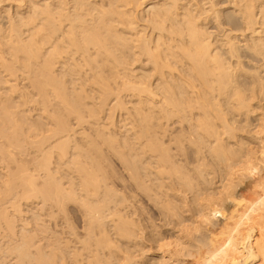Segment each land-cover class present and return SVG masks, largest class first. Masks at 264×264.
<instances>
[{
  "label": "bare ground",
  "instance_id": "bare-ground-1",
  "mask_svg": "<svg viewBox=\"0 0 264 264\" xmlns=\"http://www.w3.org/2000/svg\"><path fill=\"white\" fill-rule=\"evenodd\" d=\"M1 4H5L6 8L0 9V73L8 77L0 80V90L4 86H12L16 93L18 84L13 82L12 76L19 70L30 73L28 78L44 109V122H41L56 121L51 137L56 136V146L61 151L53 149L50 156L38 162V166L47 170L40 167L49 177L48 181L38 182L35 174L29 173L18 150L25 147L20 139L23 130L19 126L27 124L30 133L26 137L39 129H33V124L25 121L26 115L18 116L14 108L18 109L20 104L6 100L8 96L0 92V156L13 168L10 176L3 180L5 189L0 198V229L4 227L8 235L15 236L13 233L17 224L13 214L22 210L18 201L19 204L13 202L14 195H17L15 192L19 190L17 187L23 186V190L20 187L22 196L24 194L22 198L41 195L58 201L54 202L57 206L60 205L59 201L64 202L68 198L79 202L74 191L63 189L62 183L54 178L49 160L56 152L62 158L70 154V161L81 175L86 195L95 198L102 195L100 205L96 204L94 197L91 201L93 204L89 202L90 196V200L86 198L89 201L82 199V206L91 216H88L91 218L86 227L89 231L82 241V247L89 249L93 242L96 244L95 252L87 256L84 264H120L121 261H125L121 264H186L184 260L188 257L191 260L203 258V262L199 260L201 264H263L264 176L258 172L263 177L256 184L262 188L258 197L248 194L254 200L244 207L246 209L239 204L240 208L236 211L239 210V213L231 215L229 212L231 217L216 214L222 219L220 223L214 221L215 226L219 224L218 228L221 229L217 236L223 234L221 239L224 236L222 241L212 233H216L217 227L216 231L209 230L210 233L204 227L205 233L201 236L186 237L180 232L176 240L178 244L172 251L167 248L168 242L163 241L164 236L154 232L151 236L162 252L154 253L145 260L134 259L137 251L145 252V247L139 240L140 230L135 219L123 213V207H120L125 206L127 197H109L107 191L101 192L108 179L103 159L99 158L101 150L94 143L91 149H84L79 142L73 143L76 131L70 116L75 115L81 121L89 115L98 124L100 114L106 112L114 123V110L128 108L126 103L133 102V111L130 112L137 122L131 123L129 134L119 136L110 126L98 127V133L104 135L115 148L125 146L142 156L156 158L157 164L149 162L142 172L138 171L139 162L130 160V165L137 179L152 174L162 179L158 192L165 197L150 198L161 205L169 221L183 225L194 215H202L207 220L208 210L212 207L215 209L217 205L212 203L216 192H210V196L207 194L208 197L203 198L194 191L191 199L194 203L188 206L192 215L184 214L187 211L184 208L186 198L178 197L177 185L183 187L184 191L192 192L196 190V185L193 176L186 173L187 170L183 171L170 145L176 141L180 149H184L186 141L193 142L199 153L196 158L209 161V154L216 157L226 170L224 193L227 194H224L223 203L230 205L234 201L232 198L235 197L232 196L238 193L235 181L238 176L236 174L234 178L232 169L246 161L248 168L254 163L250 169H255L254 159L245 161L246 156L243 157L242 148H245L247 139L243 141L231 137L236 134V127L233 126L235 118L253 109L252 98L264 95V0H0ZM116 90L118 92L114 95ZM122 90H126V93L120 94ZM124 97H128L129 101ZM95 99V106L90 107ZM113 99H116L115 104L110 105ZM259 120L258 132L261 133L264 131V117ZM44 141L38 143L41 149L46 148L41 145ZM239 142H242L241 145ZM259 146L263 153V136ZM125 159L129 160L128 157ZM206 161L201 163L211 164ZM205 167L206 171L208 168ZM259 170L264 173L261 166ZM198 171L207 182L210 180L207 171L202 172V167L199 166ZM149 178L152 179V176ZM165 178H171L169 185L163 181ZM151 184L145 186L150 193L155 191ZM167 186L173 192L168 191ZM63 190L68 192L67 195ZM107 190L111 188L107 187ZM230 194L232 196L228 197ZM12 197L11 215L4 201ZM107 201L113 202V210ZM3 202L5 207L2 206ZM105 205L109 209L104 208ZM105 209L112 210L113 218L111 215L109 217L113 219L112 226L119 244L106 226ZM31 235L21 236L22 240L20 237V240H5L7 246L0 242V257L15 253L22 264H77L83 259L80 251H73V259L69 260L67 254H71V251L66 255L58 253L59 245L56 242L54 246L57 249L51 250L52 255L42 252L41 248L38 250L40 246L35 255L31 249ZM173 252L176 256H173ZM173 257L177 263L170 262ZM188 261V264L193 263Z\"/></svg>",
  "mask_w": 264,
  "mask_h": 264
},
{
  "label": "rangeland",
  "instance_id": "rangeland-1",
  "mask_svg": "<svg viewBox=\"0 0 264 264\" xmlns=\"http://www.w3.org/2000/svg\"><path fill=\"white\" fill-rule=\"evenodd\" d=\"M2 8H6L5 4L0 5V9H2ZM246 70H249V69L247 68ZM4 75H5L4 73H0V76H3L2 78L0 77V80L8 77V75L7 76H4ZM28 76H30V73L27 74V73L23 72V70L17 71L16 74H14L12 76L13 82L18 84V89H17L16 93L13 92L12 86H9V87L4 86L5 83H3L4 87L0 90V92H3L6 96H8V98L6 100L12 101L13 103H16V104H20L18 109L14 108L15 110L18 111V116H22V115L25 116L26 115L27 118L25 117V121L27 123L33 124L32 125L33 129H35V128L39 129L36 131L37 134L35 132H33L34 134L31 136L32 137L34 136V137L32 138L30 135L26 137V134L28 135V133H30V130L27 127V124H25L24 126H21V125L19 126L21 128L23 127V129L19 128L20 130H23V133L20 132L21 135L20 134L19 135H20L21 141L23 143H25V144H23V143L22 144L25 145L26 148L22 147V149H24V150L21 149L22 151L21 150H18V151L21 153V157H22L23 162L25 163L26 167H28L30 169V170L28 169L29 173L33 174V175L35 174L34 176H36V178L39 180L38 182L41 183L44 181H48L47 178H49V177L46 174L47 170L44 169L42 166H38V164H39L38 162L43 160L46 156H50V153L53 149H57L60 151H61V149L58 148V146H56L58 144V140L55 139L56 136H54V138L51 137V135H52L51 132L56 127V121H45V123H42V122H44L42 119L43 118L42 115L44 112L43 105L38 101V97H37L35 87L33 86L32 81L30 78H28ZM117 92L118 91L116 90L114 95H116ZM92 93L94 95V91ZM125 93H126V90L120 91V94H125ZM52 99L54 100L53 96H52ZM124 99H126L127 102L129 101L128 97H124ZM24 101H26V102H24ZM96 101H97V99H95L94 102H92L90 104V107H94L95 106L94 103ZM115 101H116V99H113L111 101L110 105H114ZM251 101H252L251 109L253 108L252 109L253 111L250 110V111H252V112H250L248 110L250 113L248 112V113L244 114L243 116L235 118V122H233V126H234V128L236 127V129H235L236 134L232 137L230 136L231 139L234 138L235 140L237 139V140L245 141L247 139L246 143H244L246 149L242 148V151H243L242 153H244L243 157L246 156V158H244V160L246 161L250 158L252 160L254 159L253 162H255V169L254 170L250 169L251 167L253 168L254 163L250 164L252 166L248 168V166H246L247 164H245L247 161L242 162L243 164L240 163L241 165H238V166L235 165L234 167L237 170H235L234 168L232 169V170H234L233 172H235L234 173L235 175L233 174L234 178H236L238 176L235 179V181L237 183V190L236 191L238 193L235 194L236 196H234V195L232 196V194H230V195H228V197H231V196L235 197L232 199H234V201H236L234 203L236 206L234 204L232 205V203L234 201H232V203L230 205L229 204L226 205L225 203H223L224 202L223 198L226 197L225 195L227 194V193H224L225 192L224 191V189H225L224 185L227 181L225 178V176H226L225 171L226 170H225V167H223V165L221 163L217 162L218 159L216 157L214 158V156H211V154H209L207 152L209 155L207 153L206 154L210 158H208L209 161H206V160L205 161L208 163L210 162L211 164L203 165V163L205 161L202 160L201 157L196 158V156L198 157L197 154H199V153H198V148L195 146V143L186 141L184 143V147H185L184 149H180V146L178 144H176V141L171 143L170 148H171L172 152L174 153L175 157L177 158L178 163L180 162L181 166L184 168L183 171L186 172V170H187L186 173L189 172L190 176L191 177L193 176L192 178L195 182V185L197 186V187L195 186V189L198 190V191L193 190V192L191 190H185L184 191V190H182V189H184L183 187L181 188L180 185H177V187L179 186L177 191H176L178 194V197H182L183 200L185 198L187 199V200L185 199L186 202H185V207H184V208H186L185 210H187V211L184 214L187 216H190V217L192 215V212H190L188 210L191 207L189 208L188 206L190 204H192V202L194 203V201H191V199H193V197H194L193 196L194 191H195V193L199 192L198 193L199 197H203V198L205 196L208 197L210 192H212V193L216 192L217 193V195H216V193H215V195H213L216 197H215V200L212 202L214 205L215 204H217V205H216L215 209L212 207L211 209L208 210L209 218L207 220L202 215L198 216V215L193 214L194 216L191 217L193 219L192 220H186V222L183 223V225L177 224L174 221H169L168 218L165 216L164 212L162 211V208L160 207L161 205L157 204L156 202L153 201L152 198H150V197H165V195L163 193L158 192V191H160V189H159L160 187H158V186H159V183H161L162 179L156 177L155 174L151 175L152 179L149 178V177H151L150 175L144 176L141 179H137L135 177V171L132 169V167L130 165V160L139 162L141 165L138 168V171L142 172V171H144L143 169H145L146 166H149L148 165L149 162L154 164L156 158H150V157L142 156V154L141 153L138 154L136 152V150H131V149H129V147H125V146H123V147L116 146V148H115L113 145H111L106 140L107 138L104 135L98 133V127L110 126V129L113 132L116 131L119 133V136L124 134V133L129 134L131 132V130H130L131 123L133 121L137 122L135 120L134 116L131 114V112L133 111V108H132V106L134 105L133 102L129 101L128 103H126V106L128 108H125V107L124 108H116L114 110V123L112 122L111 119L108 118L106 112H102L100 114V120H99L100 124L99 123L95 124L94 117H91L89 115L86 116L84 118V120H81V121H79L75 115L70 116L72 127H74V130L76 131L75 134H73V139H72L73 143L79 142L80 144H82L84 146V149H91L90 147L92 146V143H94V144H97L98 149L101 150V155L99 154V158L103 159V164L105 166L104 169L106 170V175H108L107 176L108 179L106 178L108 183L106 182L107 183V185H106V183L104 182L105 184L102 188L103 190L101 189V192L103 191V193H105L104 191H107L109 193V195H108L109 197H125V199L127 197V200L125 201V206L121 205L120 207L121 208L123 207L122 208L123 213H126L127 216L135 219V221L137 223V227L140 230L139 235L141 238L139 237V240L143 244V246L145 247V252L143 253L142 251H137L134 259L145 260L146 258H150L151 256H153L154 253L162 252V250L160 248H158L157 243L153 240V238L151 236L152 233L160 232L164 236L163 241L168 242V244H169L167 248L174 251L175 247L178 244L176 241L177 235H179L180 232H181V234L183 233L182 235H184L186 237H194V236L203 235V233H205L204 227H206L208 229L209 233H210V231L211 232L216 231L219 224L218 225L216 224L217 226H215L214 221L217 223L220 220L222 221V219L220 218L222 216L227 215V216L231 217V215L233 213L234 214L239 213V210H238V212H236V211L241 206L243 209H246L244 207H247L249 205V203L254 200L255 196L258 197V194H260L262 192L261 191L262 188H260L256 184H258V182L262 181L263 180L262 176H264V173H262V170H259L260 166H261V169H264V160H263L264 159V152L263 153L261 152V147L259 146V141L261 140V137L262 136L264 137V131L261 133L258 132L260 130L258 128V126L260 124L259 119L261 117H264V95L259 96V98H257V97L252 98ZM97 106H99V105H97ZM259 107H260V109H259ZM126 111L129 113L126 114ZM248 114L250 116H247ZM41 120H42V122H41ZM44 120H46V119H44ZM248 122H249V124H247ZM243 127H246V129ZM19 135H18V137H19ZM226 135H227L226 137H228V134H226ZM248 136H250V137H248ZM27 138H28V140H27ZM57 138H59V137H57ZM24 139H26V141ZM46 140H48V141H46ZM88 140H90L92 142H90V141L88 142ZM28 141L31 144L27 143ZM40 141H41V143H42V141H44L43 144H41V145H43L46 148L42 147L44 149H41V147L38 145V143H40ZM241 143L242 142H239L240 145H241ZM32 144H33V146H32ZM37 147H39L38 151H36ZM254 147H255V151H254ZM247 148L249 149V151H247L248 150ZM244 150H246L247 152ZM120 151L126 152V154H122V153H120ZM250 151L253 154V156L251 155ZM96 153H97V150H96ZM96 153H95V155H96ZM99 153H100V151H99ZM53 154H55V155H53L51 157V159L49 160V161H51L50 162L51 165H50V163H49V165L53 167L54 171L53 170L52 171L55 174V177H54V175H53V177L55 179L57 178L58 181H60L62 183V184L61 183L60 184L62 185L61 187L63 189H65V190L69 189L68 192L71 189L72 191H70V192H72V193L74 191L76 193L78 201L81 204H79V202L76 201L77 199L76 200L71 199L72 201H70V199L68 198L67 200H65L66 202L65 201L64 202L59 201L60 205L57 206L58 204L55 205V203H57L58 201L55 202V200L47 199L41 195H38L37 197L32 196L34 198L30 197V199L25 198L26 196L24 198H22L24 196V194L22 196V192H23L22 187L23 186H20L22 190L20 189V187H17V189H19V190H16L17 192H15V194L17 193V195H14L15 199H13L14 197H12L10 200L7 199L4 201L7 204L6 206H8V208H10V210L9 209L8 210H9L11 215L13 214V213H11V212H13L12 211L13 207L12 206L10 207V205L12 204L11 201L14 200L13 202H16V203L19 202L20 208L22 209L19 212H17V214L16 213L13 214V216H14L13 218H15L14 220H15V223L17 224V226L15 227V232L13 233V235L15 234V236H11L12 234L8 235L9 234L8 230H5V228L2 227L0 229V231L2 233H3V231H5V233L4 234L0 233V236H3V237H0V242L2 245H5V243H6L5 246H7L8 245L7 243L9 242L8 240L15 241V238L17 240L19 237L22 240L23 239L22 237H24V235H26V234L31 235L32 234L31 239H33V240L31 242L32 243L31 249L34 251L35 255L37 254V251L41 250V249H42L41 250L42 252H48L47 254H50V253H52V251L54 249L58 248V253H60V254H65L66 252L71 251V254H67L68 259L71 260V259H73L72 258L73 257L72 252L73 251H76V252L80 251L81 258H83V259L80 260L77 264H84L86 259H87V256L90 254H93L96 250V244L93 242V240H92L93 243L90 245L89 249H84L82 247V245H84V242H82V241L84 239H86L87 231H89L88 228L86 229V227H88L89 221L91 219V218L89 219V217H88V216H90V213L87 212L88 210L82 206V199L87 200L89 198V200H90V197H92V196L85 194L86 191L84 190L82 183H81V181H82L81 175L79 174V172L74 167V164H72V162L70 161V158H69L70 154H68L65 158L60 157L58 154H56V152H54ZM247 155H249V157ZM250 156H252V158ZM254 156H255V158H254ZM125 157H128L129 160L125 159ZM261 158H262V160L260 161ZM197 159H199V161ZM201 162H203V163H201ZM9 163L6 160H4V158L2 159V157L0 156V198H1L3 190L5 189V185H4L3 180L6 178V176H10V174L12 173L11 170L13 168L10 167L11 165ZM200 163L202 166L200 165ZM156 164H157V161L155 162L154 165H156ZM199 166L202 167V170H203L202 172L207 171L206 172L208 174L207 177L210 179V180H208L209 183L205 180L206 178H203L204 177L203 175H202L203 177L200 176V171H198ZM40 167H42L46 172H44V170L41 169ZM204 167L208 168V169H206V171H205ZM242 167H243V169H242ZM246 167L250 170L247 171L248 169H246ZM221 169H222V171H221ZM245 169L247 172L245 171ZM259 171H261V172H259ZM222 172L224 174H222ZM241 172H244V174ZM256 172H258L261 175L263 174V175L262 176L258 175ZM246 173H247V175H245ZM236 174H237V176H236ZM256 175H258V176H256ZM154 176H155V178L153 179ZM250 177H252L253 180ZM242 178L244 179V181ZM255 178H256V180H255ZM258 178H260L261 180ZM237 180H238V182H237ZM163 181L167 185H169V183L171 182V178H165V179H163ZM239 181H240V184H239ZM251 183H253V184L251 185ZM149 184H151V186L153 185L152 186L153 188L155 187V191H153V192H155L154 194H153V192L150 193L148 190H146L145 186H148ZM254 185L257 187H253ZM107 187L111 188V190H107ZM167 187H168V191H172L169 188V186H167ZM258 187L260 188V190L257 189ZM73 189H75L76 191ZM246 189H247V192L249 191L248 193L246 192ZM252 189H254L255 191L254 190L252 191ZM65 190H63L65 192V193L64 192L63 193L65 195H67L68 192ZM182 191H184L185 193H183ZM203 191H205V192H203ZM246 193H247V195L253 194L252 196L254 198L252 199V196H250V195L247 196ZM151 194H153V195H151ZM219 195H220V197H219ZM16 196H18V197H16ZM88 196H90V197H88ZM100 196L102 197V195H99L98 197L96 196V198L93 196L96 199V200L94 199V201H96V204H98V205H100L99 204L100 200H102V198ZM41 197H43L44 200ZM93 197L91 198L90 201L89 200H87V201H89L90 203L93 204V202H91V201H93ZM109 197L105 196V199L107 198V200H109ZM99 198H101V199H99ZM103 198H104V196H103ZM98 199H99V201L97 203ZM74 200L76 202H74ZM244 201H245V204H244ZM4 202H3L2 206L5 207ZM111 202H108V205H109V207L111 206L110 208L113 210L114 205H113V202H112V204H111ZM178 202L180 203L181 201H178ZM202 202H204V200H202ZM63 203L66 205H64ZM60 206L61 207L63 206V207L61 208ZM109 207L107 208V205H105L104 208L109 209ZM230 208H232L231 210H233V208H236V210H233V212H231ZM107 209L104 210L105 212L108 211V213L104 212V214L107 216L106 217L104 215V217L107 221V222L105 221V223H106V226L108 227V229H110V233L113 236L114 240H116V242H117V236H116L114 229H113V226H112L114 223L113 219H112L113 216L111 215L112 210L111 209L107 210ZM242 210H240V211L242 212ZM109 211H111V212H109ZM229 212L231 213V215H229L230 214ZM87 213H88V215H86ZM34 214H35V217H34ZM216 214H219L220 217H218L219 215H216ZM110 215L112 216V218L109 217ZM86 216L88 217V219ZM226 217H223V218H226ZM107 219H109V220L111 219L112 221L110 220L111 222H109V220H107ZM86 221H88V222H86ZM107 223H108V225H107ZM220 226H221V224H220ZM212 228H214V229H212ZM220 228H222V227H220ZM97 230H98V228H97ZM218 230H219V228H218ZM6 231H7V233H6ZM217 231H216V233L215 232H212V233H213V235L216 234L215 237L219 238L220 241H222V239H224V236L222 237V239L220 237L223 234L221 236L220 235L217 236V234H219L221 229L218 232ZM5 235H6V238L4 237ZM16 235L18 237H16ZM20 238H19V240H20ZM1 240H3V241H1ZM5 240L8 242H6ZM55 242L61 248H59V246H57V248H56L54 246V244L57 245ZM117 244H119V243L117 242ZM68 245H70V246H68ZM38 246H40V247L37 250ZM76 252H74V254ZM12 254H14V255H12ZM12 254L4 255V258L0 257V262L2 264H4V263L5 264H17L19 261L17 260L16 254L15 253H12ZM50 255H52V254H50ZM173 256H176V254L174 253ZM188 259L190 260L191 263L193 261L192 264H194V263L196 264V262H197V264H201L204 260L203 258H202L203 260L199 259L202 261V262H200L197 258H196L197 260L196 259L191 260V258L188 257V258H186V260H184V261H186V264H188V262H189ZM173 260H174V257L172 258V260H170V262L171 263H177V261L174 262ZM121 262L125 263V261H121ZM121 262H120V264H121ZM20 263L21 262H19L18 264H20ZM127 264H129V263H127ZM130 264H133V263H130ZM225 264H229V263H225ZM263 264H264V262H263Z\"/></svg>",
  "mask_w": 264,
  "mask_h": 264
}]
</instances>
